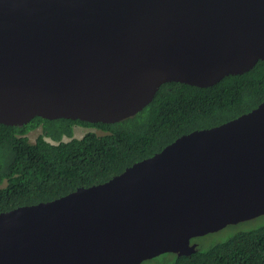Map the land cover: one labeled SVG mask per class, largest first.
Instances as JSON below:
<instances>
[{
    "label": "water",
    "instance_id": "95a60500",
    "mask_svg": "<svg viewBox=\"0 0 264 264\" xmlns=\"http://www.w3.org/2000/svg\"><path fill=\"white\" fill-rule=\"evenodd\" d=\"M264 61V0H0V123H116L159 86ZM264 214V101L107 181L0 212V264H140Z\"/></svg>",
    "mask_w": 264,
    "mask_h": 264
},
{
    "label": "trees",
    "instance_id": "16d2710c",
    "mask_svg": "<svg viewBox=\"0 0 264 264\" xmlns=\"http://www.w3.org/2000/svg\"><path fill=\"white\" fill-rule=\"evenodd\" d=\"M262 101L264 61L258 60L249 71L208 87L163 83L141 111L116 123L39 116L22 126L0 123V212L107 181L180 135L224 123ZM75 124L103 134L88 131L72 137ZM38 126L41 132L30 142L26 134ZM259 217L258 227L199 246L189 255H175L168 264H264V214Z\"/></svg>",
    "mask_w": 264,
    "mask_h": 264
},
{
    "label": "rangeland",
    "instance_id": "374dc122",
    "mask_svg": "<svg viewBox=\"0 0 264 264\" xmlns=\"http://www.w3.org/2000/svg\"><path fill=\"white\" fill-rule=\"evenodd\" d=\"M88 131H95L98 134H103L102 130H99L94 127L84 126L75 124L73 126V134L72 137L80 138ZM41 132V126H38L35 129H31L26 135L30 142H34L37 135ZM69 138L63 136L62 140L67 141ZM49 141V139L47 138ZM53 142V141H51ZM4 186V182L0 184V187ZM261 216V215H260ZM261 217H256L247 221L239 222L237 224L228 225L221 230H218L213 233H209L203 236L196 238V242L198 246H202V248H206L214 243L225 241L229 237L233 236L234 234L248 230L250 228L258 227L261 223ZM175 257L174 253H164L159 256H156L151 259H147L142 261L140 264H168L170 263Z\"/></svg>",
    "mask_w": 264,
    "mask_h": 264
},
{
    "label": "flooded vegetation",
    "instance_id": "af4514ba",
    "mask_svg": "<svg viewBox=\"0 0 264 264\" xmlns=\"http://www.w3.org/2000/svg\"><path fill=\"white\" fill-rule=\"evenodd\" d=\"M209 234V233H208ZM198 237H200V236H198ZM198 237H194V238H192L191 240H190V243L191 244H193V243H196L197 244V242H196V238H198ZM199 247H198V244H197V249H198Z\"/></svg>",
    "mask_w": 264,
    "mask_h": 264
},
{
    "label": "clouds",
    "instance_id": "9594fccd",
    "mask_svg": "<svg viewBox=\"0 0 264 264\" xmlns=\"http://www.w3.org/2000/svg\"><path fill=\"white\" fill-rule=\"evenodd\" d=\"M213 233V232H212ZM199 247V246H198ZM196 250H197V245H196ZM177 257H179V256H177Z\"/></svg>",
    "mask_w": 264,
    "mask_h": 264
}]
</instances>
